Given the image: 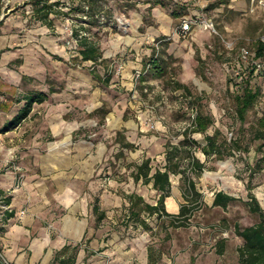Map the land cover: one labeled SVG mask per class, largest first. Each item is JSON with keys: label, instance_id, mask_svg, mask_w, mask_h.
I'll return each instance as SVG.
<instances>
[{"label": "rangeland", "instance_id": "obj_1", "mask_svg": "<svg viewBox=\"0 0 264 264\" xmlns=\"http://www.w3.org/2000/svg\"><path fill=\"white\" fill-rule=\"evenodd\" d=\"M28 1L2 0L0 8V171L14 177L10 193L24 200L22 192L31 175L42 174L48 166L62 167L71 159L80 169L82 180L76 184L81 190L96 183L97 196L106 192L121 197L134 190L157 203L152 184H135V165L150 158L154 169L163 167L166 145L183 141V132L198 112L209 114L214 124L191 138L204 144L206 135L219 130L220 141L240 140L245 151L217 160L196 150L206 168L200 178L193 177L198 195L182 201L190 209L185 226H173L166 216L159 220L143 214L152 228L146 231L135 222L126 226L123 207L105 211L101 224L113 235L106 253L98 255L106 264H148L143 256L151 247L156 264H240L238 249L244 240L236 235L235 225L245 228L260 222L244 204L250 180L264 209V169L253 174L250 169L261 157L257 150L264 142L254 138L264 115V77L254 64L264 62V57H256L264 36V0H231L216 8L211 5L220 0H160L163 5L151 10L147 0L136 1L132 9L126 7L128 0H106L108 12L96 26L88 25L89 19L77 11L78 0H52L65 4V15L52 16L54 34L32 20ZM205 19L214 22L216 34L202 28ZM189 21L194 26L183 33ZM81 26L90 28L86 35L99 43L105 63L78 59L73 30ZM242 48L251 53L247 62L241 59ZM154 50L155 57L168 63L163 76L153 69ZM94 73L103 78L110 73L111 81L105 84ZM175 82L186 85L188 94L175 90ZM247 85L262 94L242 124L235 97ZM34 92L48 97L35 103L14 127L24 97ZM123 136L133 149L122 147ZM173 178L182 193L186 191L182 177ZM219 191L239 200L226 210L214 207ZM26 204L20 214L28 212ZM64 213L59 210L56 217ZM0 261L5 264L2 252Z\"/></svg>", "mask_w": 264, "mask_h": 264}, {"label": "trees", "instance_id": "obj_2", "mask_svg": "<svg viewBox=\"0 0 264 264\" xmlns=\"http://www.w3.org/2000/svg\"><path fill=\"white\" fill-rule=\"evenodd\" d=\"M77 11L81 12L86 19H89L87 24L90 26H96L100 22L99 17L107 13L105 9L106 0H78ZM136 1L139 0H128L127 9H132L136 6ZM219 1V0H218ZM231 0H220L217 3L211 5L212 8L219 7L221 5H228ZM2 0H0L1 8ZM147 3H150L149 10L153 9L156 5H163V2L160 0H147ZM28 5L31 6L32 10V20L39 22L42 25L48 27L52 33H55V18H59L61 15H65L62 12L61 7L65 4L61 1H52V0H29ZM73 10V9H72ZM176 18L178 15H174ZM2 21L0 22L1 25ZM83 31V32H82ZM90 31V28H84L81 26L79 29L73 30L74 38L77 41V52L79 54L78 59L81 62H92L94 65L105 63L103 58V51L98 42L92 40L86 33ZM156 50H154V56L152 57V63L155 70L159 72V76H163L168 69V63L165 60H162L158 57H155ZM256 57H264V43L260 40L257 50ZM201 62V60H199ZM148 63L145 64L147 69ZM94 77L99 81L109 84L111 81V74L107 73L105 78L101 77L100 74L94 73ZM23 79H27L24 77ZM175 90H184L185 94H188L189 88L180 83H174ZM52 91L51 93H53ZM262 91L260 89H253L247 85L243 89V93H239L235 97L236 101V112L237 117L240 122L243 124L246 121V115L248 111L254 108L255 104L258 102L261 97ZM48 95L43 92H34L29 93L24 97L26 101L24 108L21 110V113L18 117L15 118L14 127L19 125L21 121L28 117L29 113L32 110V107L35 103H43L47 99ZM214 124V118L209 114H203L198 112L191 128H187L183 134L184 139L179 145H174L168 143L166 145L165 158L166 165L164 170L157 168L154 173L153 166L151 165V159H144L143 162L139 165H135V170L132 172V177L135 182L143 181V184H153V189L158 193H161V196L156 205H152L145 201L142 196L138 194H125V199L128 200L130 206L128 207V212L125 215L126 226H130L132 222L140 224L146 231H152L151 226L143 219V214L149 216H157V219L161 220L164 216L171 219V224L173 226H185L188 222L187 215L190 209L186 205H182L179 214L171 215L166 211L165 199L171 194V175H181L182 180L186 183V191L183 192V197L189 199L190 195H198L196 191V183L194 178H200L203 174L206 166L205 163L201 162L196 156L195 152L197 149H200L202 153L205 154L207 159L215 157L217 160H223L225 157H233L235 151H243L244 148L241 145L240 140L227 141L226 139L219 140L221 132L216 130L214 135H206L205 143L201 144L197 140L191 138L193 133H206L207 130ZM121 134L118 133V137ZM255 139L264 140V115L260 118L257 127L254 132ZM123 148L133 149L134 144L127 142L123 136L122 142ZM245 151V150H244ZM258 152L261 153V157L256 160L255 165L251 166L252 174L259 172L264 169V142L259 146ZM194 177V178H193ZM251 180L247 184V190L249 191L248 198L249 200L244 202L245 206L248 208L249 212L252 214H257L260 217V222L249 227L241 228L239 224L235 225V233L238 237L244 240V244L238 249L239 253V262L240 264H264V209L260 206L256 196L252 193L253 187L251 186ZM3 195V192L0 193V196ZM239 199L230 196L223 191L215 193V198L213 202L214 207H221L226 210L229 205ZM4 202L10 206L11 199L6 198ZM99 202L97 201L94 204L93 212L96 215L97 227L105 218V213L100 211ZM14 211L4 212L3 217L0 219V233L3 232L4 228L2 224L7 222V220L14 216ZM90 240H86V243H89ZM82 244L79 243L75 246L66 245L61 251H58L55 254L54 263L60 261L61 264H74L76 261L77 254L81 248ZM224 249V243L220 244V252L222 253ZM149 250V263L156 264L154 258L153 249L151 247ZM68 255V256H67ZM63 256L66 258L64 259ZM68 257V258H67ZM161 258V257H159ZM1 264V261H0Z\"/></svg>", "mask_w": 264, "mask_h": 264}, {"label": "crops", "instance_id": "obj_3", "mask_svg": "<svg viewBox=\"0 0 264 264\" xmlns=\"http://www.w3.org/2000/svg\"><path fill=\"white\" fill-rule=\"evenodd\" d=\"M64 161H66L65 164ZM64 161L62 167L48 166L43 168L42 174L31 175L27 181L26 190L22 192L24 200H20L19 195L10 193L14 177L0 171V193L3 192L0 197L8 195L15 213L13 217L2 224L4 230L0 233V252H2L4 260L10 264H61L60 261L54 263L55 254L66 245L75 246L79 243L82 246L74 264H106L105 260L98 255L101 252L106 253L113 235L109 232L110 227L101 224L107 217L105 211L108 213L113 208L123 207L125 212L123 220L125 221L130 204L124 195L138 193L134 190L133 192L126 191L119 197L104 192L97 196L96 183H92L88 190H81L76 184L77 179L82 180L80 169L74 164V160L70 159L71 163L69 160ZM200 161L205 163V160ZM142 162L143 160L137 165ZM164 166L160 168L164 170ZM156 169L153 167L152 173ZM177 176L181 177V175ZM177 176L171 175V194L165 199V207L169 203L172 207L168 210L171 215L179 214L184 200L179 182H175L173 178ZM48 179H50L49 183H47ZM140 182L143 184L142 180L138 183ZM138 183L135 182V184ZM49 184L53 188L52 192H50ZM155 192L158 202L161 193L156 190ZM138 195L143 197V195ZM27 201L29 205L26 204L27 207H25L28 212L22 215L19 210ZM97 201L100 211L105 213V218L98 227L96 215L93 212L94 204ZM155 203L152 205L157 204ZM59 210H65V213L56 217ZM108 218L110 217L108 216ZM86 240H90V242L86 243ZM148 248L143 256L146 263H149ZM63 258L66 257L63 256Z\"/></svg>", "mask_w": 264, "mask_h": 264}, {"label": "built area", "instance_id": "obj_4", "mask_svg": "<svg viewBox=\"0 0 264 264\" xmlns=\"http://www.w3.org/2000/svg\"><path fill=\"white\" fill-rule=\"evenodd\" d=\"M194 22L192 21H189L187 22L184 26H183V33H189L191 32V29L192 27L194 26L193 25ZM201 26L204 30L206 31H209L210 33L212 34H216L217 33V29H216V26L214 24V22L210 19H205L202 21L201 23ZM261 41L264 43V36L261 38ZM240 55H241V59L243 62H247L248 59L250 58L251 56V53L246 49V48H242L241 49V52H240ZM255 66H256V71L260 74L263 75L264 77V62H259V63H256V61L254 62ZM263 92H264V86H263ZM0 204L2 205L1 207H3L1 210H2V214L0 215V219L3 217L4 215V212H7V211H12V208L11 206H8L4 200L1 198L0 199ZM0 207V208H1ZM26 212H22V214H25ZM5 264H10L8 261L4 260Z\"/></svg>", "mask_w": 264, "mask_h": 264}, {"label": "bare ground", "instance_id": "obj_5", "mask_svg": "<svg viewBox=\"0 0 264 264\" xmlns=\"http://www.w3.org/2000/svg\"><path fill=\"white\" fill-rule=\"evenodd\" d=\"M168 205L170 206V209H171L172 207H171L170 203Z\"/></svg>", "mask_w": 264, "mask_h": 264}]
</instances>
